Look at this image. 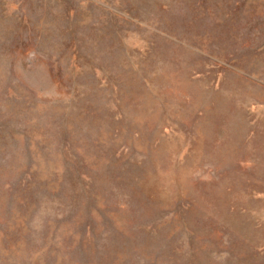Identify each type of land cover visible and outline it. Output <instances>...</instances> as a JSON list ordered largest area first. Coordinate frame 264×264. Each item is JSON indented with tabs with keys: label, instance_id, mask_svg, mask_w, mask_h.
Returning a JSON list of instances; mask_svg holds the SVG:
<instances>
[{
	"label": "rangeland",
	"instance_id": "obj_1",
	"mask_svg": "<svg viewBox=\"0 0 264 264\" xmlns=\"http://www.w3.org/2000/svg\"><path fill=\"white\" fill-rule=\"evenodd\" d=\"M0 264H264V0H0Z\"/></svg>",
	"mask_w": 264,
	"mask_h": 264
}]
</instances>
